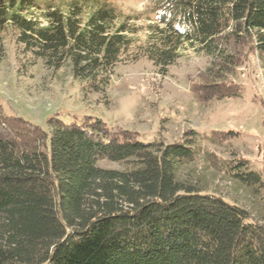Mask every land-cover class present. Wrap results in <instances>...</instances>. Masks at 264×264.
Instances as JSON below:
<instances>
[{
    "label": "trees",
    "instance_id": "16d2710c",
    "mask_svg": "<svg viewBox=\"0 0 264 264\" xmlns=\"http://www.w3.org/2000/svg\"><path fill=\"white\" fill-rule=\"evenodd\" d=\"M153 12L133 58L166 74L186 48L212 55L206 80L192 86L202 102L240 94L225 76L244 58L256 54L264 65V0H154ZM133 18L100 0H0V62L11 27L23 55L54 72L69 65L85 92H103L141 28ZM48 126L0 104V264H264V222L180 176L198 157L194 131L168 143L93 116H51ZM101 159L134 165L107 168ZM224 167L262 182L246 159Z\"/></svg>",
    "mask_w": 264,
    "mask_h": 264
},
{
    "label": "rangeland",
    "instance_id": "374dc122",
    "mask_svg": "<svg viewBox=\"0 0 264 264\" xmlns=\"http://www.w3.org/2000/svg\"><path fill=\"white\" fill-rule=\"evenodd\" d=\"M42 1L65 5L69 0ZM100 1L132 15L133 23L141 27L129 53L115 66L110 86L103 92H85L84 82L73 77L69 65L54 72L41 59L23 55L7 27L6 56L0 62V104L5 112L45 129L51 116L66 123L100 117L114 131L131 129L143 141L177 142L192 130L198 157L180 165V176L245 206L264 222V65L259 57L251 54L227 72L225 79L240 91L238 96L202 102L192 86L206 80L212 55L186 48L163 74L148 57L133 58L147 38L142 27L155 17L154 0ZM238 158L262 174L261 183L249 185L226 171L224 164ZM99 165L127 169L134 160L101 159Z\"/></svg>",
    "mask_w": 264,
    "mask_h": 264
}]
</instances>
